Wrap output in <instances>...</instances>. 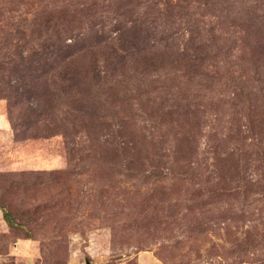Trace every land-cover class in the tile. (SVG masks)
I'll list each match as a JSON object with an SVG mask.
<instances>
[{"label": "rangeland", "instance_id": "rangeland-1", "mask_svg": "<svg viewBox=\"0 0 264 264\" xmlns=\"http://www.w3.org/2000/svg\"><path fill=\"white\" fill-rule=\"evenodd\" d=\"M0 264H264V0H0Z\"/></svg>", "mask_w": 264, "mask_h": 264}, {"label": "trees", "instance_id": "trees-1", "mask_svg": "<svg viewBox=\"0 0 264 264\" xmlns=\"http://www.w3.org/2000/svg\"><path fill=\"white\" fill-rule=\"evenodd\" d=\"M2 211V209H0ZM2 215H3V218L5 219V221L9 224V225H12V221L11 219L9 218L8 214L4 211H2Z\"/></svg>", "mask_w": 264, "mask_h": 264}, {"label": "water", "instance_id": "water-1", "mask_svg": "<svg viewBox=\"0 0 264 264\" xmlns=\"http://www.w3.org/2000/svg\"><path fill=\"white\" fill-rule=\"evenodd\" d=\"M85 264H89V262H86Z\"/></svg>", "mask_w": 264, "mask_h": 264}]
</instances>
